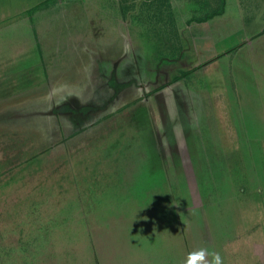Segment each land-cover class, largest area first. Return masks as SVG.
<instances>
[{
  "label": "rangeland",
  "instance_id": "obj_1",
  "mask_svg": "<svg viewBox=\"0 0 264 264\" xmlns=\"http://www.w3.org/2000/svg\"><path fill=\"white\" fill-rule=\"evenodd\" d=\"M252 14L232 28L253 29ZM155 29L140 21L112 46L108 81L115 67V83H133L115 100L96 76L83 90L51 81L72 77L57 61L46 82L0 89V264H183L200 248L264 264V43L205 67L202 52L179 53L175 25Z\"/></svg>",
  "mask_w": 264,
  "mask_h": 264
},
{
  "label": "crops",
  "instance_id": "obj_2",
  "mask_svg": "<svg viewBox=\"0 0 264 264\" xmlns=\"http://www.w3.org/2000/svg\"><path fill=\"white\" fill-rule=\"evenodd\" d=\"M150 1L154 0H135L131 3L126 0H0V12H3L2 19L0 15V34H4L0 35V42H5L3 49L12 50V54L7 56L0 51V89L7 87L6 83H14L16 80L22 83L24 91L31 89L37 81L46 82L47 77L44 75L48 71L45 69H53L56 61L59 67L71 68L64 75L72 77L62 78L61 81H57L58 78L56 80L50 78L51 81L76 83V89L83 90L84 85L92 84L90 75L96 76V82L103 80V88L108 89L110 80L117 76L114 67L111 73L114 71L116 74L110 73L112 76L108 81V57L117 58L114 55L116 49L112 46L129 42L131 40L129 29L136 30L140 21L143 27L146 23L148 26L152 23L156 27L155 31L160 27L175 25L179 30L176 35L183 32L184 39L177 49L179 53L202 52L200 58L206 60L205 67L214 62L210 60L225 53L227 56L233 52L239 53V50L245 48L244 44L254 43L255 46L256 43H264V0H233L231 8L228 0H168L164 1L166 6L164 8L161 7V2ZM230 9L235 11L232 19L226 14ZM130 11L136 13L128 14ZM244 11L253 13L251 17L255 23L253 29L242 25L238 29H233L232 25L240 23L242 18L240 12ZM7 12L23 14L17 16L15 21H11V17L4 15ZM81 18L84 21H81ZM113 28L115 30L112 34L110 29ZM118 33L119 38L113 37ZM199 40L201 42H198ZM217 40L221 43L238 41L241 45L229 50L221 49L219 52L214 43ZM6 44L10 46L6 47ZM30 61L35 62L37 70L16 71L24 62L29 65ZM216 63L218 64V61ZM185 66L187 69L192 67L193 71L204 67L195 61ZM74 69L79 72L74 73ZM159 70L156 75H163ZM1 74L13 75L16 79L8 77L5 80ZM171 74L177 76L175 72L167 75ZM118 97L113 99L111 97V101ZM217 133L215 132L212 138L217 139ZM221 153L220 151L217 155ZM230 234H235V230ZM227 235L229 234H225Z\"/></svg>",
  "mask_w": 264,
  "mask_h": 264
},
{
  "label": "clouds",
  "instance_id": "obj_3",
  "mask_svg": "<svg viewBox=\"0 0 264 264\" xmlns=\"http://www.w3.org/2000/svg\"><path fill=\"white\" fill-rule=\"evenodd\" d=\"M183 264H224V261L219 252L200 248L190 252Z\"/></svg>",
  "mask_w": 264,
  "mask_h": 264
},
{
  "label": "trees",
  "instance_id": "obj_4",
  "mask_svg": "<svg viewBox=\"0 0 264 264\" xmlns=\"http://www.w3.org/2000/svg\"><path fill=\"white\" fill-rule=\"evenodd\" d=\"M195 71V70H194ZM193 72V71H192ZM187 75V73H183L182 75H180V76H176L175 78H174V80H173V82H177V81H179L180 80V78L181 77H185ZM115 78L113 77L111 80H110V87L112 88V89H115V95L113 96V98L115 97V96H117V94H119L123 89H125L128 85H125V84H118L117 82L115 83ZM172 82V83H173ZM116 84L119 86V87H117L116 86ZM69 108L70 107H68V106H64V107H62V108H60V109H58L57 111H61V112H69ZM199 182H202V180L201 179H199Z\"/></svg>",
  "mask_w": 264,
  "mask_h": 264
}]
</instances>
